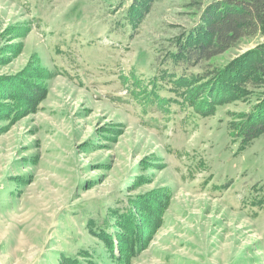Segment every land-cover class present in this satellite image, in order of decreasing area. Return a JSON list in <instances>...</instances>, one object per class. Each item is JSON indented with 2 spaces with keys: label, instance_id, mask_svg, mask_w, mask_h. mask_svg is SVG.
<instances>
[{
  "label": "rangeland",
  "instance_id": "374dc122",
  "mask_svg": "<svg viewBox=\"0 0 264 264\" xmlns=\"http://www.w3.org/2000/svg\"><path fill=\"white\" fill-rule=\"evenodd\" d=\"M209 1L166 0L118 34L130 1L0 0V264H264V135L240 149L229 132L264 83L209 115L123 83L152 84L157 47ZM262 44L264 26L192 70Z\"/></svg>",
  "mask_w": 264,
  "mask_h": 264
},
{
  "label": "trees",
  "instance_id": "16d2710c",
  "mask_svg": "<svg viewBox=\"0 0 264 264\" xmlns=\"http://www.w3.org/2000/svg\"><path fill=\"white\" fill-rule=\"evenodd\" d=\"M127 1H130L128 8L114 18L110 26L118 34L124 33L127 28L130 29V34L138 33L154 6L166 0H118L115 11H121ZM202 5L199 2L197 7ZM200 11L195 24L173 40L157 47L153 70L158 76L152 80V84L148 82L149 86L146 87L141 77L135 73L124 76L123 83H133L130 87H133L135 97L142 98L135 91L137 86L145 93L144 98L150 97L151 105L160 107L164 100L159 98L157 89L158 85H164L181 95L197 112L209 115L218 105L228 104L236 97L244 98L254 88L263 85L264 44L225 64L205 66L196 73L192 69L236 47L242 39L256 35L264 26V0H210ZM28 85L27 88L32 86ZM18 88L21 91V86ZM22 93L28 94L26 88ZM30 94L33 97L31 103L35 106L40 101V95L35 92ZM166 107L164 103L161 109ZM207 108L209 109L203 113ZM229 132L239 142L240 149L264 135V98L240 124L230 123ZM99 226L97 225L98 230L103 228ZM97 233L108 235V231L103 229Z\"/></svg>",
  "mask_w": 264,
  "mask_h": 264
}]
</instances>
